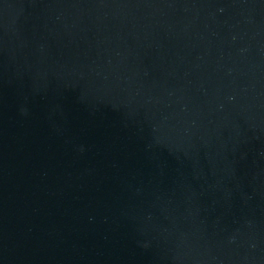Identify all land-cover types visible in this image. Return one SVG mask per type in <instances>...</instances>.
I'll return each instance as SVG.
<instances>
[{
	"label": "water",
	"instance_id": "water-1",
	"mask_svg": "<svg viewBox=\"0 0 264 264\" xmlns=\"http://www.w3.org/2000/svg\"><path fill=\"white\" fill-rule=\"evenodd\" d=\"M0 264H264V0H0Z\"/></svg>",
	"mask_w": 264,
	"mask_h": 264
}]
</instances>
